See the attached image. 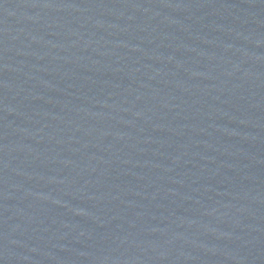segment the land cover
Instances as JSON below:
<instances>
[{"label":"water","instance_id":"water-1","mask_svg":"<svg viewBox=\"0 0 264 264\" xmlns=\"http://www.w3.org/2000/svg\"><path fill=\"white\" fill-rule=\"evenodd\" d=\"M0 264H264V0H0Z\"/></svg>","mask_w":264,"mask_h":264}]
</instances>
